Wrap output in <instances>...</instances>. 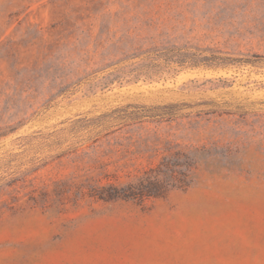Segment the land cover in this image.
<instances>
[{
  "label": "rangeland",
  "instance_id": "1",
  "mask_svg": "<svg viewBox=\"0 0 264 264\" xmlns=\"http://www.w3.org/2000/svg\"><path fill=\"white\" fill-rule=\"evenodd\" d=\"M147 50L139 72L149 62L131 55ZM169 105L172 123L74 128ZM152 130L231 143L234 171L201 167L160 199L82 194L97 171L79 155L124 158L128 184L164 152L106 144ZM0 264H264V0H0Z\"/></svg>",
  "mask_w": 264,
  "mask_h": 264
},
{
  "label": "trees",
  "instance_id": "2",
  "mask_svg": "<svg viewBox=\"0 0 264 264\" xmlns=\"http://www.w3.org/2000/svg\"><path fill=\"white\" fill-rule=\"evenodd\" d=\"M155 38V37H154ZM141 50V49H140ZM155 50H147L131 55L132 59H142L149 63L144 64L138 68L139 72L144 69L153 67L152 54ZM169 64L179 63L174 62V59L169 60ZM216 62L215 59H204L200 62ZM240 63L243 61H239ZM196 64L197 61H191ZM245 63V62H244ZM197 67L198 65H193ZM177 105H169L163 107H153L150 109V115H140L124 113V109H117L113 113L100 116L97 118L81 117L74 122V128L79 131L88 130L94 127H101L105 123H109L118 119H129L134 123L144 122V117H151L155 124H162L163 122H173L179 117L177 114ZM233 114V113H228ZM137 116V117H136ZM135 117V118H134ZM204 133L207 132L205 127H202ZM184 129L183 131H185ZM118 130L107 132L105 137H110ZM171 131V130H170ZM170 131H148L146 139L141 141L134 140L130 137L117 138L115 143L109 142L107 145L108 152L113 155L128 153L127 155L138 156L140 154H148V152L163 151L159 163H151L147 167H143L137 172H130L127 178L132 179V182L123 184L120 182V163L124 158H118L112 161L114 156L108 157L107 154L101 155V152L93 146L92 151L79 155L77 159L83 164H87L90 169H95L97 174L90 175L86 172L84 181L81 185L82 194H88L90 197L97 198L99 201L106 203L118 200L132 201V200H145V199H160L165 197L168 192L174 189L184 190L191 187L198 178V172L201 167H206L208 170H213L215 173L217 169H226L234 171V164L232 163L233 148L232 144L221 145L220 142L211 138L209 144L204 143L198 146H182L179 140H185L181 136L171 134ZM210 133L213 136L212 132ZM102 135L101 132L99 136ZM93 142H97L100 138H92ZM190 141V139H189ZM146 145L147 151H141L138 146ZM134 147V150H131ZM142 156V155H141ZM108 157V163L103 162L102 158ZM87 161V162H86ZM225 161V164H222ZM115 165L118 170L115 174L109 173V167ZM127 168L131 165L124 164Z\"/></svg>",
  "mask_w": 264,
  "mask_h": 264
}]
</instances>
